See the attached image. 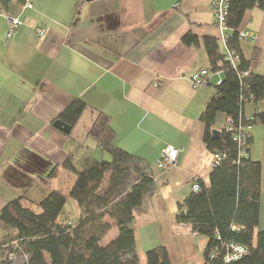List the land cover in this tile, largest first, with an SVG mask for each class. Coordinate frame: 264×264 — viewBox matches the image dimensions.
Here are the masks:
<instances>
[{"label":"crops","instance_id":"1","mask_svg":"<svg viewBox=\"0 0 264 264\" xmlns=\"http://www.w3.org/2000/svg\"><path fill=\"white\" fill-rule=\"evenodd\" d=\"M210 2L32 0L10 39L5 38L7 12H2L0 210L18 197L35 206L53 190V181L74 180L62 168L70 156L77 168L83 159H110L88 135L104 113L115 133L114 144L133 155L131 166L153 181L130 225L138 264L146 263L145 253L157 247L166 249L172 264H204L207 238L177 224L174 217L177 204L192 192L195 177L210 186L212 152L203 140L200 115L216 94V77L193 88L191 74L210 64L202 46L181 43L187 33L212 37L225 52ZM38 28L43 35L37 36ZM240 31L254 35L240 40L249 72L264 77V9L247 10ZM76 98L86 106L67 136L54 122ZM257 112H264V100L245 104L248 117ZM225 120L219 113L212 130H221ZM250 136L249 158L261 163L257 234L264 230V125L252 126ZM168 145L179 154L176 166L163 171L156 162ZM80 214L79 208L74 220L59 216L58 222L74 226ZM9 230L0 222V243L13 241L15 233Z\"/></svg>","mask_w":264,"mask_h":264},{"label":"trees","instance_id":"2","mask_svg":"<svg viewBox=\"0 0 264 264\" xmlns=\"http://www.w3.org/2000/svg\"><path fill=\"white\" fill-rule=\"evenodd\" d=\"M11 1L0 0V14L8 12ZM252 8L264 9V0H233L230 3L227 26L231 33L226 44L229 50L240 55L237 69L225 61V54L215 38H199L187 33L181 39L187 48L202 46L210 69L222 71V82L215 86L216 94L201 113L200 121L204 123L203 140L208 150L225 152L227 157L219 166L211 167L209 188L201 182L200 192H191L177 204L174 217L177 224H186L194 234L207 238L204 264H264V230L254 233L258 225L261 163L249 158V149L247 157L238 158V146L229 136H212L219 113L238 119L244 112V100L246 103L264 100V77L249 72V61L241 53L238 38L243 16ZM244 70L248 74L240 76L239 72ZM85 106L82 99L76 98L58 118L71 130ZM242 124L264 125V112H257L249 120L242 118ZM70 130L66 132L67 136ZM88 135L110 159L87 158L82 168L75 166L71 156L63 163L62 168L75 176L68 196L81 210L74 226L58 222L67 199L58 190H51L35 209L26 199L18 197L0 210V222L15 230L12 240L25 246L29 255L27 264H138L134 231L130 225L135 209L152 191L153 181L146 173L131 166L136 162L133 155L114 144L115 133L106 114L98 115ZM132 168L137 177L128 185ZM107 172L110 173L108 186L100 194ZM54 174L55 169L48 178ZM110 220L117 225L118 235L102 246L100 241L111 229ZM224 242L244 245L248 252L237 261L224 263L220 250ZM212 253L215 259L210 258ZM145 259L146 264H172L164 247L148 250Z\"/></svg>","mask_w":264,"mask_h":264},{"label":"built area","instance_id":"3","mask_svg":"<svg viewBox=\"0 0 264 264\" xmlns=\"http://www.w3.org/2000/svg\"><path fill=\"white\" fill-rule=\"evenodd\" d=\"M181 0H177V4ZM233 0H211L210 7L215 20V24L219 31L222 33L221 39L225 47V61H227L233 69H237V64L240 61V55L231 51L227 48V39L229 37L228 32L231 31L227 26V18L229 14L230 3ZM19 10L16 15H5V19L7 21V29L5 32V38L10 39L16 33L18 28L23 24L22 15L23 12L27 9L32 8V0H18ZM44 30L38 28L36 30L37 36L43 35ZM239 40L242 39H253L254 35L248 31H239L238 32ZM248 74L247 70L239 72L240 76H246ZM215 76L216 81L214 83V87L218 86L222 82V71H212L210 68L201 69L191 74L189 81L193 88L204 87L209 84L210 77ZM244 106L246 104V100L243 102ZM242 118L246 120L251 119L244 112L240 115L238 119H233L230 116H226L225 124L223 125L220 131V137L222 135L229 136L231 140L236 143L238 146L239 154L238 158L247 157V150L250 149L249 139H250V129L252 126L243 125ZM179 150L173 146L164 147L157 159L156 167L166 171L176 166L178 159ZM226 153L217 151L212 152V167L219 166L224 159H226ZM201 180L198 177H195L191 182V191L193 193H198L202 189ZM222 252V261L224 263H231L237 261L244 257L248 250L244 245H240L233 242H224L221 243ZM210 258L215 259V254H211Z\"/></svg>","mask_w":264,"mask_h":264},{"label":"rangeland","instance_id":"4","mask_svg":"<svg viewBox=\"0 0 264 264\" xmlns=\"http://www.w3.org/2000/svg\"><path fill=\"white\" fill-rule=\"evenodd\" d=\"M19 2L18 0H12L10 8L7 12L8 15H16L19 10ZM108 156H105L103 160H108ZM83 160L78 161V168H82ZM69 172V171H68ZM70 173V172H69ZM72 175V174H70ZM137 173L135 169H131L128 175V185L132 183L136 179ZM110 173L107 172L104 174L101 188L99 190V193L101 194L106 187L108 186V180H109ZM73 177V176H71ZM72 180V179H71ZM68 181L67 178L64 177V179L60 178L58 181H53V190H59L61 189V192L67 197L66 204L64 205V208L61 211L60 217L64 218V220L73 219L77 216L79 207L76 204V202L68 196L69 190L71 186L73 185L75 181ZM59 185V186H58ZM58 186V187H57ZM36 205V204H35ZM33 209H35V206H33ZM73 226V225H72ZM10 232H14L15 230H12L9 228ZM117 225L112 221L111 222V229L110 231L103 237V239L100 241V245L105 246L107 245L113 238L117 236ZM2 238V237H0ZM8 242V243H6ZM5 243H0V264H27V260L29 258V255L27 254L25 250V246L18 240L14 241H6ZM146 264V263H144Z\"/></svg>","mask_w":264,"mask_h":264},{"label":"water","instance_id":"5","mask_svg":"<svg viewBox=\"0 0 264 264\" xmlns=\"http://www.w3.org/2000/svg\"><path fill=\"white\" fill-rule=\"evenodd\" d=\"M54 126L57 127L58 129L62 130L63 132H68L70 130V127L62 122L61 120H56L54 122ZM212 136L213 138H219L220 137V131L218 130H212Z\"/></svg>","mask_w":264,"mask_h":264}]
</instances>
